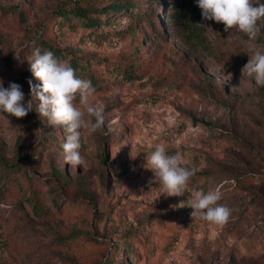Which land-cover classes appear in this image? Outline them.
<instances>
[{
  "label": "rangeland",
  "instance_id": "1",
  "mask_svg": "<svg viewBox=\"0 0 264 264\" xmlns=\"http://www.w3.org/2000/svg\"><path fill=\"white\" fill-rule=\"evenodd\" d=\"M125 1L0 0L10 10L0 11V81L33 100L23 118L0 113V185L10 188L0 205V264H264V87L241 75L254 51L264 53V19L250 39L203 20L195 0L183 9L176 0H132L135 14L155 5L161 37L134 16H102L91 29L58 16L77 3ZM41 39L68 63L80 60L76 75L91 80L90 103L104 109L101 130H82L77 168L64 163L63 127L41 117L31 96L28 81L41 82L29 50ZM157 145L195 170L183 195L150 183ZM33 188L51 216L19 208ZM217 188L227 222L192 219L189 194Z\"/></svg>",
  "mask_w": 264,
  "mask_h": 264
},
{
  "label": "clouds",
  "instance_id": "2",
  "mask_svg": "<svg viewBox=\"0 0 264 264\" xmlns=\"http://www.w3.org/2000/svg\"><path fill=\"white\" fill-rule=\"evenodd\" d=\"M201 10L202 19L214 20L224 25V31L235 28L255 39L261 32L258 23L264 19V3L260 0H195ZM258 5V6H254ZM204 27L203 24H198ZM33 76L40 85H33L29 80L31 96L38 103L36 112L47 119L53 126L63 127L65 141L62 144L65 165L71 168L83 166L82 130L95 133L104 126V109L90 103L96 89L91 80L80 78L67 61L56 57L50 50L35 48L28 60ZM241 75L255 81L257 87H264V53L254 51L248 62L241 68ZM78 99L80 107L77 106ZM25 94L21 85L10 83L3 87L0 81V113H7L16 118H23L33 111L32 101L24 103ZM149 169L154 180L167 195L180 196L195 170L183 166L179 153L167 154L163 145H157L148 159ZM222 199L221 191L208 190L206 193L193 190L189 194L187 205L192 209L191 218L206 222L224 224L231 215V209L218 203Z\"/></svg>",
  "mask_w": 264,
  "mask_h": 264
},
{
  "label": "trees",
  "instance_id": "3",
  "mask_svg": "<svg viewBox=\"0 0 264 264\" xmlns=\"http://www.w3.org/2000/svg\"><path fill=\"white\" fill-rule=\"evenodd\" d=\"M153 1V0H152ZM189 2L190 0H176L174 2V7H179L180 9H183L187 6L186 2ZM135 4L132 0H126L123 3H119L117 5H109L104 8L98 9L92 5H85L77 3L76 6H73L71 8L62 7L59 9L58 16L65 21H69V17H73L75 20H78L85 28H94L97 25H100L101 23H104L105 20H103L102 16H105V18H109L111 15H121V16H134L135 19L138 21L145 19V21L149 24L151 27V30L155 32V34L159 37L162 34L161 31V24L159 23V20L154 21V18L152 14H154V8L155 5L152 4L150 7V12L148 13L147 10L143 14L140 12H137L136 14L133 12L135 9ZM0 11L2 14L10 12V10H4L3 8H0ZM136 15V16H135ZM169 16H172L169 15ZM39 47L42 51L43 50H50L52 51L56 57L60 58L61 60L66 61V56L62 53V51L56 47H54L48 40L41 39L39 41H36V43L30 48L29 54L31 55L33 50L35 48ZM70 66L76 71L81 68H85V66L80 62L78 58L72 59L69 61ZM135 64H131V67H134ZM132 71V69H131ZM58 173H62L60 170H57ZM10 188L7 185H0V205L2 203H5L8 194H9ZM8 195V196H7ZM22 201L20 204H18L19 208L24 209L22 207L23 203H25L33 212V214L38 217L39 219L47 218L51 216L52 210L48 206V204L45 202L41 190L37 188L31 189L28 193L24 190L22 195ZM73 240H69L67 244H72ZM132 245H137V243H134ZM139 248V247H138ZM147 250H152L148 248ZM110 264H113L112 261H110Z\"/></svg>",
  "mask_w": 264,
  "mask_h": 264
}]
</instances>
